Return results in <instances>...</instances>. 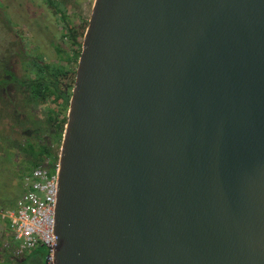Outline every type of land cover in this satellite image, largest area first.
Returning <instances> with one entry per match:
<instances>
[{
    "label": "water",
    "instance_id": "obj_1",
    "mask_svg": "<svg viewBox=\"0 0 264 264\" xmlns=\"http://www.w3.org/2000/svg\"><path fill=\"white\" fill-rule=\"evenodd\" d=\"M59 157L55 264H264V0H95Z\"/></svg>",
    "mask_w": 264,
    "mask_h": 264
},
{
    "label": "trees",
    "instance_id": "obj_2",
    "mask_svg": "<svg viewBox=\"0 0 264 264\" xmlns=\"http://www.w3.org/2000/svg\"><path fill=\"white\" fill-rule=\"evenodd\" d=\"M47 2L53 13L60 16L63 24H65L63 38H68L71 45L77 47L71 54L76 59V68L70 69L69 74H67L65 66L61 64L53 65L51 71L50 64H42L38 60L29 59V62L25 64V70H28V74H24L21 78L23 87L13 96V108L6 105L7 102L0 90V123H2V118L6 113L12 112L14 117L10 130H0V146L8 149L7 156L0 153V158H6L0 159V176H3L5 171L3 165L10 161V157L15 159L10 154V149L17 148V151L23 155L21 164H24V167L20 170V175L27 178L28 181L27 186L23 187L20 197L9 199L5 208L0 209L3 210L1 213L18 208L19 202L27 197L29 191L32 190L33 174L37 168L59 164L60 152L55 154L52 149H56L54 146H58L59 151L62 148L67 118L59 124L55 111L58 110L60 103L70 107L72 94L69 93V89L74 88L77 66L89 21L84 28L80 25L71 26L60 4L54 0H47ZM10 23L7 21V25ZM58 51L62 53L64 49L60 47ZM72 57L68 56L66 59L73 64ZM30 67L35 68L34 73L29 71ZM9 74L12 76L13 73ZM4 77L1 75L0 85L6 83ZM52 101L56 103L55 109L50 106ZM50 143L53 145L51 146ZM5 222L10 229L9 220L6 219ZM11 242L8 247H5V244L0 241V250H3L5 255L3 264H45L47 249L44 246H40L31 254L14 257L12 239Z\"/></svg>",
    "mask_w": 264,
    "mask_h": 264
},
{
    "label": "rangeland",
    "instance_id": "obj_3",
    "mask_svg": "<svg viewBox=\"0 0 264 264\" xmlns=\"http://www.w3.org/2000/svg\"><path fill=\"white\" fill-rule=\"evenodd\" d=\"M54 1L60 4V7L65 11L71 26L80 25L82 28L90 20L95 4V0ZM7 21L11 22L10 25H7ZM64 29L65 24H63L62 18L53 13L47 0H0V60H5L22 47L32 56L40 54L46 62L58 65L62 61L61 64L65 66L67 74H69L70 69H74L76 62L71 54L77 47L71 45L68 38H63ZM60 47L64 49V52L58 51ZM68 56L72 57L73 64L66 59ZM18 70L19 73L22 72L19 67ZM5 85L0 86L1 91ZM72 92L73 87L69 89V93L72 94ZM2 96L6 100L3 93ZM59 105L55 112L58 123L61 124L68 116L69 106L64 103ZM50 106L55 109V101H52ZM13 119L12 112L6 113L0 123V130H10ZM50 145L53 144L50 143ZM54 148L56 149L52 150L55 154L60 152L58 146H54ZM7 150L0 146V153H4L6 156ZM9 152L15 159L10 157V161L3 165L5 171L3 176H0V209L5 208L9 199L20 197L23 187L28 184L27 178L20 175V170L24 167V164H21L23 155L17 151V148L10 149ZM2 211L0 210V214ZM11 239L12 232L0 215V241L2 244H6L11 243ZM4 257L3 250H0V264L4 263Z\"/></svg>",
    "mask_w": 264,
    "mask_h": 264
},
{
    "label": "built area",
    "instance_id": "obj_4",
    "mask_svg": "<svg viewBox=\"0 0 264 264\" xmlns=\"http://www.w3.org/2000/svg\"><path fill=\"white\" fill-rule=\"evenodd\" d=\"M33 176L32 190L19 202L18 208L0 215L10 222L14 257L31 254L44 246L47 249L45 264H55L59 164L39 167Z\"/></svg>",
    "mask_w": 264,
    "mask_h": 264
},
{
    "label": "flooded vegetation",
    "instance_id": "obj_5",
    "mask_svg": "<svg viewBox=\"0 0 264 264\" xmlns=\"http://www.w3.org/2000/svg\"><path fill=\"white\" fill-rule=\"evenodd\" d=\"M23 58L25 59V63H24ZM29 59L38 60L42 64H46V63L50 64L51 71L53 69V65H56L54 63H49V62L44 61L43 58L40 56V54H34L32 56L28 51L23 50V48L16 50L11 56L9 55V57L6 58L5 60H0V78H1V75H4L5 76L4 78L6 80V83H4L6 84L5 88H2L1 92L4 94L6 98L5 100L7 102L6 105L11 108L14 107L13 106V100H14L13 96H15L17 91H19L23 87L21 83V78H23L24 74H28V70H25V66H26L25 64L26 62H29L28 61ZM61 62L58 65H61ZM18 67L22 71L21 73H19ZM74 68H76V62H75ZM72 69L73 68H71V70ZM29 71L34 73L35 68L30 67ZM9 73H13L12 76ZM75 79H76V76H75ZM4 84H1L0 86Z\"/></svg>",
    "mask_w": 264,
    "mask_h": 264
}]
</instances>
